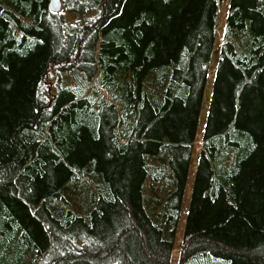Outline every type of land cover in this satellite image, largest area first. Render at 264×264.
Instances as JSON below:
<instances>
[{
  "label": "trees",
  "instance_id": "16d2710c",
  "mask_svg": "<svg viewBox=\"0 0 264 264\" xmlns=\"http://www.w3.org/2000/svg\"><path fill=\"white\" fill-rule=\"evenodd\" d=\"M0 0V264H171L222 0ZM176 264H264V0H228Z\"/></svg>",
  "mask_w": 264,
  "mask_h": 264
},
{
  "label": "rangeland",
  "instance_id": "374dc122",
  "mask_svg": "<svg viewBox=\"0 0 264 264\" xmlns=\"http://www.w3.org/2000/svg\"><path fill=\"white\" fill-rule=\"evenodd\" d=\"M227 2L228 0H222V2L219 5V9H218V18H217V26H216L217 27V38H216L215 47L212 50V55H211V59L209 62V73H208V78H207V82L205 85L203 102H202V106L200 109L199 120H198L197 138L194 143L192 163L190 165L188 180L186 183V188H185L184 197L182 201L183 208L181 211L180 220L178 223L175 242H174V247H173V251H172V255L170 259L171 264L177 263V259L179 255V243L181 241L182 230H183L184 222H185V209L187 207V204L189 202L190 195H191L193 177H194V173H195V169L197 165V157H198L199 148H200L201 133H202L205 119L207 116L208 105H209L212 83H213V74L215 72V68L217 65V59L219 55L220 38H221V33H222V29L225 23L226 14H227Z\"/></svg>",
  "mask_w": 264,
  "mask_h": 264
},
{
  "label": "water",
  "instance_id": "95a60500",
  "mask_svg": "<svg viewBox=\"0 0 264 264\" xmlns=\"http://www.w3.org/2000/svg\"><path fill=\"white\" fill-rule=\"evenodd\" d=\"M49 6L53 12L59 13L61 10V1L60 0H49Z\"/></svg>",
  "mask_w": 264,
  "mask_h": 264
}]
</instances>
